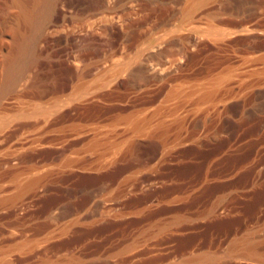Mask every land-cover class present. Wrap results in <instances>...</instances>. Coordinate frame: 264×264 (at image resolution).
I'll return each mask as SVG.
<instances>
[{"label": "rangeland", "instance_id": "374dc122", "mask_svg": "<svg viewBox=\"0 0 264 264\" xmlns=\"http://www.w3.org/2000/svg\"><path fill=\"white\" fill-rule=\"evenodd\" d=\"M40 1L0 0V264H264V0H55L17 68Z\"/></svg>", "mask_w": 264, "mask_h": 264}, {"label": "bare ground", "instance_id": "6f19581e", "mask_svg": "<svg viewBox=\"0 0 264 264\" xmlns=\"http://www.w3.org/2000/svg\"><path fill=\"white\" fill-rule=\"evenodd\" d=\"M38 1V0H37ZM54 1L55 0H41L40 1V3L39 4H37V6L35 7V9L32 11V14L29 16V17H26L28 20H29V22H31L32 23V26H33V28H32V31H33V34L32 35H30V36H28V38H26L25 40H24V42H23V46H22V53H21V55H20V59H19V62H18V64H17V68H23L24 67V56H25V54H27L28 52H30V50L33 48V44H34V42H35V40H36V38H37V35H38V33H40V31H43L42 29H44V27H45V25H46V20H47V16L50 14V12L52 11V9H54L55 7V4H54ZM37 3V2H36ZM36 5V4H35ZM27 13V12H26ZM122 56H123V54H122ZM119 57V56H118ZM126 57V56H125ZM120 59V58H119ZM126 59V58H125ZM114 61H117V60H115V58H114ZM114 61H113V63H114ZM131 61H132V59H131ZM112 62V61H111ZM110 62V63H111ZM123 62H125L124 60H123ZM133 62V61H132ZM158 62V61H157ZM117 63V62H116ZM125 64V63H124ZM156 64V63H155ZM161 64V63H160ZM107 65V64H106ZM116 65V64H115ZM125 65H127V64H125ZM133 65V64H132ZM108 66V65H107ZM121 66H123V64L121 65ZM118 67V66H117ZM129 67V66H128ZM142 68H144V67H138V68H136V69H131V71L133 72H138V71H143V69ZM106 69V68H105ZM109 69V68H108ZM122 69V68H121ZM101 71V70H100ZM121 71V70H120ZM126 72V71H125ZM120 73V72H119ZM117 74V73H116ZM159 74V73H158ZM109 75V74H108ZM119 75V74H118ZM163 76V75H162ZM117 77V76H116ZM144 77V76H143ZM102 78V77H101ZM109 78V77H108ZM147 78V77H146ZM151 78V77H150ZM117 79H118V77H117ZM104 80V79H103ZM122 80V79H121ZM130 80V79H129ZM151 80V79H150ZM127 81V80H126ZM132 81V80H131ZM156 81V80H155ZM145 84V80L144 79H136V80H134V87L136 88V89H138V88H141L143 85ZM197 92V91H196ZM212 92V91H211ZM208 94H204V97L205 96H207ZM211 96V95H210ZM187 100V99H186ZM201 103V102H200ZM64 108V107H63ZM196 108V107H195ZM198 109V108H197ZM196 109V110H197ZM192 110V109H191ZM148 120V119H147ZM146 125V124H145ZM96 127V126H95ZM134 127L135 128H139L140 126H139V124H135L134 125ZM143 126H141V128H142ZM97 129V128H96ZM108 129V128H107ZM144 129H145V127H144ZM110 130V129H109ZM143 130V129H142ZM95 131V130H94ZM93 131V132H94ZM102 132V131H101ZM140 133H141V131H139ZM139 133V134H140ZM138 134V133H137ZM137 145H142V143L140 142V141H137V143H136ZM145 146V145H144ZM140 148V147H139ZM146 149H147V146L145 147ZM148 148H149V146H148ZM239 246V245H238ZM184 260V262L186 263V261H185V259H183ZM192 260V259H191ZM191 260H188V261H190L191 262ZM193 260H195V259H193ZM187 261V262H188ZM195 261H197V259L195 260ZM200 261V260H199ZM181 262V263H180ZM180 262L178 263L177 262V264H184L183 262H182V260H180ZM192 263H193V261H192ZM173 264H175V263H173ZM189 264V263H188ZM194 264V263H193ZM198 264V263H197Z\"/></svg>", "mask_w": 264, "mask_h": 264}]
</instances>
